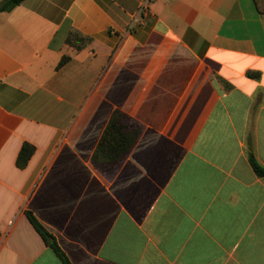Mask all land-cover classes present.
I'll list each match as a JSON object with an SVG mask.
<instances>
[{
	"label": "crops",
	"instance_id": "1",
	"mask_svg": "<svg viewBox=\"0 0 264 264\" xmlns=\"http://www.w3.org/2000/svg\"><path fill=\"white\" fill-rule=\"evenodd\" d=\"M143 1L0 13V264H63L28 213L71 264H264V14ZM115 111L143 134L98 168Z\"/></svg>",
	"mask_w": 264,
	"mask_h": 264
},
{
	"label": "trees",
	"instance_id": "2",
	"mask_svg": "<svg viewBox=\"0 0 264 264\" xmlns=\"http://www.w3.org/2000/svg\"><path fill=\"white\" fill-rule=\"evenodd\" d=\"M23 1L24 0H3L0 3V13L11 12ZM254 2L257 10L261 14H264V0H254ZM71 37L75 42L74 46L78 50L86 46V44L90 41L89 38L81 37L75 33H72L68 43L72 42ZM67 60L68 58H63L60 66L66 63ZM256 77H258V75H256ZM142 134L143 126L139 122L120 111H115L94 153V164L98 168L103 163L113 165V167H118L132 153ZM33 152L34 148L32 146L28 144L24 145L18 159V164L20 167H25ZM249 159L256 175L264 178V167L258 162L253 154H250ZM28 217L35 229L46 241V243L55 251L62 263L71 264L56 242L49 243V239L51 238L50 234L39 223L34 215L32 213H28Z\"/></svg>",
	"mask_w": 264,
	"mask_h": 264
},
{
	"label": "built area",
	"instance_id": "3",
	"mask_svg": "<svg viewBox=\"0 0 264 264\" xmlns=\"http://www.w3.org/2000/svg\"><path fill=\"white\" fill-rule=\"evenodd\" d=\"M154 1L155 0H144L139 11H138V16L144 15V13H146L149 10L150 4Z\"/></svg>",
	"mask_w": 264,
	"mask_h": 264
},
{
	"label": "water",
	"instance_id": "4",
	"mask_svg": "<svg viewBox=\"0 0 264 264\" xmlns=\"http://www.w3.org/2000/svg\"><path fill=\"white\" fill-rule=\"evenodd\" d=\"M50 241H52V239Z\"/></svg>",
	"mask_w": 264,
	"mask_h": 264
}]
</instances>
